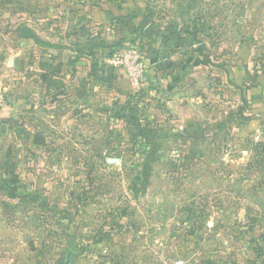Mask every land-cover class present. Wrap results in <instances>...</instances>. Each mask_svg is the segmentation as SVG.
<instances>
[{
	"label": "rangeland",
	"instance_id": "374dc122",
	"mask_svg": "<svg viewBox=\"0 0 264 264\" xmlns=\"http://www.w3.org/2000/svg\"><path fill=\"white\" fill-rule=\"evenodd\" d=\"M125 5L148 70L122 93L95 11ZM72 244L73 264H264V0H0V264Z\"/></svg>",
	"mask_w": 264,
	"mask_h": 264
},
{
	"label": "crops",
	"instance_id": "0c3cea01",
	"mask_svg": "<svg viewBox=\"0 0 264 264\" xmlns=\"http://www.w3.org/2000/svg\"><path fill=\"white\" fill-rule=\"evenodd\" d=\"M182 2L186 4V2L184 1ZM129 10H130V6L125 5L119 8L113 7L112 9H103V10L100 8L99 9L97 8L95 11V16L98 17L97 18L98 23L99 24H102V23L109 24L110 25L108 27V30H110L109 36L111 37L113 36V38H116V41L118 43L120 42L123 43L124 41L123 46L125 47L129 45L128 43L134 40V37L136 36V34H138L137 33L138 28L141 25L145 24L147 21L145 15L141 14V15L135 16V13H133L132 11L130 12ZM187 33L190 35L192 31L186 30L183 34L180 35L182 38H185L183 40L184 42H187L188 40L186 39ZM196 34H197V38H194V39L199 40L198 36L200 33L199 32L195 33L194 31L193 36L196 37L195 36ZM101 36L106 37L105 34H102ZM193 52H196V51H193ZM147 64H148V60H147ZM109 71H110V67L108 68V74H109ZM107 76L108 77H104V80H107V81L111 80V82L113 81V84L116 87H119L120 89L122 88V93L128 92L129 90L128 88L130 86L131 81L128 79L123 69L113 67L112 72ZM50 84L54 89H57L58 86H63L59 83H56V81H51ZM184 103H185V106L182 109V113H183V116H185L186 118L187 117L186 114H188V112H186L188 101H184ZM197 104H199V102H197Z\"/></svg>",
	"mask_w": 264,
	"mask_h": 264
},
{
	"label": "built area",
	"instance_id": "2783aa9c",
	"mask_svg": "<svg viewBox=\"0 0 264 264\" xmlns=\"http://www.w3.org/2000/svg\"><path fill=\"white\" fill-rule=\"evenodd\" d=\"M114 67L123 69L128 79L139 86L144 79L148 64L145 52L136 44L120 48L115 57L109 61Z\"/></svg>",
	"mask_w": 264,
	"mask_h": 264
},
{
	"label": "trees",
	"instance_id": "16d2710c",
	"mask_svg": "<svg viewBox=\"0 0 264 264\" xmlns=\"http://www.w3.org/2000/svg\"><path fill=\"white\" fill-rule=\"evenodd\" d=\"M193 29L195 30V33L198 32L197 27H193ZM177 35H178L177 33H170L169 35H164L163 36V40L165 41V43H171L170 42V40H171L170 36H177ZM195 36H196L195 38H197V34ZM21 38H23V39H32L35 42H39L40 41L38 39L37 34L33 30H31L30 28H25L24 29L23 33L21 34ZM101 38L104 39L103 37H101ZM196 41L199 42V40H196ZM123 43H124V41H123ZM123 43H121V42L117 43L114 47H117L118 49L119 48H124L125 46H123ZM205 50H206V46L205 45H201V48L199 49V52L202 54V53H204ZM203 56L206 57L207 63L210 64L209 56H207V55H203ZM165 65L166 64L163 62V64H162L163 68L166 67ZM125 110L128 112L130 110V108L129 107L124 108L123 112ZM13 197H14V195H13ZM67 253L70 254V256L72 258V261H74L75 253H76V247H75L74 244H72V247H70V249H69V251Z\"/></svg>",
	"mask_w": 264,
	"mask_h": 264
},
{
	"label": "water",
	"instance_id": "95a60500",
	"mask_svg": "<svg viewBox=\"0 0 264 264\" xmlns=\"http://www.w3.org/2000/svg\"><path fill=\"white\" fill-rule=\"evenodd\" d=\"M166 65L169 66V61L166 62ZM112 70H113V67H110L109 74L112 72ZM118 162H120V161L118 160ZM68 262H69L70 264L73 262V261H72V258H71V256H70V254H69Z\"/></svg>",
	"mask_w": 264,
	"mask_h": 264
},
{
	"label": "flooded vegetation",
	"instance_id": "af4514ba",
	"mask_svg": "<svg viewBox=\"0 0 264 264\" xmlns=\"http://www.w3.org/2000/svg\"><path fill=\"white\" fill-rule=\"evenodd\" d=\"M68 259H69V254L67 253V254H66V257H65V259H64V261H63L61 264H70V263L68 262ZM71 264H73V262H72Z\"/></svg>",
	"mask_w": 264,
	"mask_h": 264
}]
</instances>
